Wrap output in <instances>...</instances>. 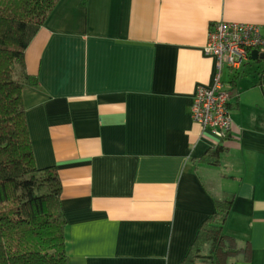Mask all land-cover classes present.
Wrapping results in <instances>:
<instances>
[{
    "label": "crops",
    "instance_id": "crops-1",
    "mask_svg": "<svg viewBox=\"0 0 264 264\" xmlns=\"http://www.w3.org/2000/svg\"><path fill=\"white\" fill-rule=\"evenodd\" d=\"M222 21L264 35V0H59L30 41L22 104L35 165L61 182L68 264H264V60L222 71L226 139L191 117Z\"/></svg>",
    "mask_w": 264,
    "mask_h": 264
},
{
    "label": "trees",
    "instance_id": "trees-1",
    "mask_svg": "<svg viewBox=\"0 0 264 264\" xmlns=\"http://www.w3.org/2000/svg\"><path fill=\"white\" fill-rule=\"evenodd\" d=\"M58 1L0 0V264H68L61 182L35 165L21 97L37 84L24 52ZM230 204L215 202L203 240L221 243Z\"/></svg>",
    "mask_w": 264,
    "mask_h": 264
},
{
    "label": "built area",
    "instance_id": "built-area-1",
    "mask_svg": "<svg viewBox=\"0 0 264 264\" xmlns=\"http://www.w3.org/2000/svg\"><path fill=\"white\" fill-rule=\"evenodd\" d=\"M203 51L215 60V74L211 87L197 88L191 117L205 136L221 142L232 128L231 93L221 80L222 71L226 69L230 76H238L253 51L264 53V35L257 25L218 22L211 26Z\"/></svg>",
    "mask_w": 264,
    "mask_h": 264
},
{
    "label": "water",
    "instance_id": "water-1",
    "mask_svg": "<svg viewBox=\"0 0 264 264\" xmlns=\"http://www.w3.org/2000/svg\"><path fill=\"white\" fill-rule=\"evenodd\" d=\"M251 58L256 60V59H259V60H264V53H258V51H253L251 53Z\"/></svg>",
    "mask_w": 264,
    "mask_h": 264
},
{
    "label": "rangeland",
    "instance_id": "rangeland-1",
    "mask_svg": "<svg viewBox=\"0 0 264 264\" xmlns=\"http://www.w3.org/2000/svg\"><path fill=\"white\" fill-rule=\"evenodd\" d=\"M250 64H251V65H259L260 67H261L262 65H264V63H260V64H258V63L254 62V61H253V62H250ZM251 65H250V66H251Z\"/></svg>",
    "mask_w": 264,
    "mask_h": 264
}]
</instances>
